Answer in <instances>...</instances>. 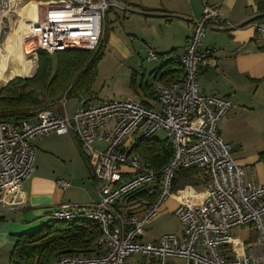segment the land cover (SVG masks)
<instances>
[{
  "label": "built area",
  "instance_id": "1",
  "mask_svg": "<svg viewBox=\"0 0 264 264\" xmlns=\"http://www.w3.org/2000/svg\"><path fill=\"white\" fill-rule=\"evenodd\" d=\"M202 1V13L193 33L181 50L165 58L177 61L182 74L169 84L152 85L154 106L134 99L102 100L80 96L72 116L67 98L39 107L31 119L14 124L0 119V208L13 209L22 203L21 183L35 170L33 141L45 134H72L98 182V199L91 203H64L52 209L49 220L70 223L95 221L100 229L96 250L90 254H61L50 264H264V183L245 181L242 167L231 154V146L217 132V123L232 102L230 98L200 92L197 68L214 49L201 50L206 23L233 30L252 25L264 50V21L255 17L242 24L220 17L218 9ZM226 0H221L225 2ZM9 0H0V11ZM122 6L117 0H59L49 3L29 23L28 35L34 51L48 54L66 50H95L103 36L106 12ZM149 59L157 53L150 50ZM162 130L172 156L160 170L151 169L133 148ZM103 141V148L92 145ZM194 167L207 173L202 186L184 184L172 191L178 168ZM61 190L67 180H56ZM145 197L133 200V191ZM156 193L153 201L146 197ZM176 203L171 212L181 224V233H165L143 241V228L159 212L167 198ZM250 225L257 243L235 238L232 230ZM248 244V251L245 245Z\"/></svg>",
  "mask_w": 264,
  "mask_h": 264
},
{
  "label": "crops",
  "instance_id": "2",
  "mask_svg": "<svg viewBox=\"0 0 264 264\" xmlns=\"http://www.w3.org/2000/svg\"><path fill=\"white\" fill-rule=\"evenodd\" d=\"M117 1L122 5L119 8L122 12L114 11V19L118 22L126 19L128 13L156 17L164 21L159 23L162 37L155 39L146 34L147 40L142 43L141 49L147 52L145 57L147 60H151L148 55L150 50L157 53L160 59L154 69L160 68L167 60L161 54L171 50H181L185 46L193 33L195 21L202 13L201 0ZM158 2L161 5H158ZM207 3L218 9L221 18L236 24H242L258 15L256 0H226L223 3L221 0H207ZM110 10L112 8L108 11ZM106 16L107 12L104 24ZM182 16L191 19L185 20L184 23ZM215 24V20H210L205 26V39L200 49H214V51L202 58L198 64L199 90L205 94L230 98L232 107L218 121L217 132L226 143L230 144L232 157L242 167L244 180L264 183V162L260 159V153L264 151V50L261 40L252 25L245 24L227 31L215 28ZM178 25L182 30L176 28ZM166 29L176 30L177 33L169 34L168 44L163 47ZM105 38L107 42L114 44L111 46L119 49L123 57L132 56L130 48L120 36L112 31L108 33L107 29ZM131 46L136 47L134 44ZM156 73L149 71V77L146 78V73L143 72L139 84L135 83L139 89H135V92L143 93L140 84L157 82L154 80ZM151 99L154 98L147 93L141 96V100H145L149 106H154L155 102ZM33 145L36 149L35 170L29 179L21 183L22 203L9 210L0 208V264H8V261L5 263L3 252L9 248V255L16 235L39 228L49 220L51 210L57 206L76 203L71 201L66 192L71 186L84 194L87 193L85 198L78 200L80 204L91 203L98 199V182L82 154L78 141L72 134L51 132L36 138ZM67 165H72L69 171L76 169L75 173L66 171ZM86 177L91 179V183L87 181L85 184ZM59 178L82 180V184L70 185L67 180L69 186L61 190L56 183ZM170 199L175 205V199Z\"/></svg>",
  "mask_w": 264,
  "mask_h": 264
},
{
  "label": "trees",
  "instance_id": "3",
  "mask_svg": "<svg viewBox=\"0 0 264 264\" xmlns=\"http://www.w3.org/2000/svg\"><path fill=\"white\" fill-rule=\"evenodd\" d=\"M256 10L258 15L255 18L264 21V0H256ZM105 41L103 34L100 45L92 51L66 49L48 54L37 50L34 74L30 77L16 76L0 87V119L14 124L31 119L39 107L55 102L64 94L66 98L94 96L91 85L96 72L95 64L102 55ZM169 52L161 56L165 57ZM152 72H157L154 80L166 85L180 78L182 68L177 61L167 58L160 68ZM131 85L134 88V74L131 75ZM152 85L139 86L143 93L154 97ZM141 102L149 106L145 100ZM147 140L150 141L136 144L133 150L159 175L172 156L171 147L166 139ZM260 159L264 162V151L260 153ZM206 181L207 173L203 169L178 168L173 178L172 191L184 184L202 186ZM142 191L137 189L130 197L133 200L145 197ZM155 195L154 192L146 197L151 202ZM52 221L16 235L8 255V264H50L53 258L61 254H90L96 250L95 242L100 236V229L95 221Z\"/></svg>",
  "mask_w": 264,
  "mask_h": 264
},
{
  "label": "rangeland",
  "instance_id": "4",
  "mask_svg": "<svg viewBox=\"0 0 264 264\" xmlns=\"http://www.w3.org/2000/svg\"><path fill=\"white\" fill-rule=\"evenodd\" d=\"M29 3H33L32 6L35 7V11L37 15L41 14L44 10V8L49 3H55L59 0H27ZM61 1V0H60ZM158 5L159 2L157 3ZM10 3L6 5V7L3 9V11H7L6 14H3L1 16V28H0V46L4 49H10L9 45L6 43L4 44L5 38L7 35L11 34V26L16 23L15 19L21 18V13H19L17 10H14V7H10ZM120 7H112V10L107 11V16L105 20V24L103 26V34L105 36V33L108 29V33L111 31L115 34L120 36L128 45L132 52V56L129 58H125L120 53L119 49L116 48L110 41H106L104 43V46L102 47V55L97 60V63L95 64V75L94 79L92 81L91 85V93L97 98L102 100H119V99H134L137 101L141 100V96L143 95L142 92H135V89L139 90L136 86V84H139V80L141 78V74L143 72L146 73L145 77H149L148 73L149 71H153L154 67L158 66L160 59L159 57L156 60H147L146 54L147 52L142 48L143 41L147 40L146 34L150 35L151 38H161L162 37V30L159 28V23L164 22L163 20H159L156 17L151 16H138L135 14L128 13V17L124 20H121L118 22L116 19H114L116 12H122L119 9ZM122 16V15H121ZM182 21L185 23L186 21H189L191 17L188 16H182ZM186 20V21H185ZM31 18H29L28 22L23 23L20 25V27H27L29 26V23L31 22ZM193 21V20H191ZM12 22V23H11ZM144 28V29H143ZM148 28V29H147ZM176 28L181 29V26L178 25ZM28 29V28H27ZM182 30V29H181ZM28 32V31H26ZM171 33H177L176 30L169 31L166 29L165 32V41L163 43V47H165L168 44L167 37ZM205 31L202 38V41L205 39ZM9 42V41H8ZM150 42V40H148ZM134 44L136 47H132L131 45ZM139 44V45H138ZM35 47V41L30 38L28 35H25L24 33V49H23V55L28 56L30 54L34 55V61H33V70L36 67L37 62V53L34 51ZM1 50V49H0ZM153 51V50H152ZM3 52V51H2ZM18 50L13 51L11 54V58L9 59V64H12L13 67L18 70L19 75L16 76H28L30 70H21L20 64L17 62V58L21 56V54H17ZM16 56V57H15ZM136 70V71H135ZM133 72V73H132ZM134 74V88L131 85V75ZM1 75V72H0ZM13 76L12 78L16 77ZM10 78V79H12ZM136 78V82H135ZM9 79V80H10ZM7 80V81H9ZM6 82V81H5ZM4 83V82H3ZM0 81V87L3 86V84ZM136 83V84H135ZM148 100L150 98L148 97ZM153 100V99H151ZM77 97H69L67 98L66 108L69 116H72L75 107L77 106ZM153 139H159L163 140L165 139V133L160 130L157 131L153 135ZM150 140L144 139L140 142V144H144ZM92 145L96 148H103L105 146V143L103 141H95L92 143ZM72 165H67L66 171L75 173L76 169H70ZM70 182V185L76 184H82V180H72L67 179ZM88 177L84 179L87 184V181H90ZM67 195L70 197L71 201H74L78 204L81 202H78V200H81L82 198H85L87 196V193H83L82 191H79L76 187L72 186L67 189ZM176 192V191H174ZM174 205L172 200L168 197L162 207L160 208L159 212L156 214V216L147 223L143 228V241H150L153 240L162 234L165 233H181V224L178 220V218L171 212ZM232 235L240 239L242 241H246V243L249 244H255L257 243V236L255 230L250 225H244L236 227L232 230ZM11 248V246H10ZM246 251H248V244L245 245ZM8 251L9 248H6L5 252H3V256L5 257V263L8 261ZM54 259V258H53ZM52 259V260H53ZM141 261L140 255H131L128 258L129 264H137ZM8 263V262H7Z\"/></svg>",
  "mask_w": 264,
  "mask_h": 264
},
{
  "label": "bare ground",
  "instance_id": "5",
  "mask_svg": "<svg viewBox=\"0 0 264 264\" xmlns=\"http://www.w3.org/2000/svg\"><path fill=\"white\" fill-rule=\"evenodd\" d=\"M9 2L11 4L10 7L11 8L14 7V10L15 11L17 10L22 15H21V18L15 19L16 23H14V25L11 26L12 27L11 28V34L7 35V37L5 38L4 43H6V40H7V44L10 47L9 51L4 52V50H2L3 53H2V51H0L2 53V55L0 56V72H1L0 81H2V82L9 80L13 76L19 75L18 70H16L12 64H9V59L11 58L10 56L13 53V51L18 50L17 54L18 53L21 54V56L19 58H17V62L20 64L21 68H26V70H28V71L30 70V72H31L33 70V61H34V55L33 54H30L28 56L23 55L24 54L23 53L24 33L26 34V31L28 30L27 29L28 26L23 28V27H20V25L28 22L29 18H31L32 21L36 18L37 13L35 11V7L33 8L32 3H29L27 0H9ZM6 13H7V11L1 10L0 11V18L3 14H6ZM0 28H1V19H0ZM1 59H3V61L5 62L4 65H1L2 64ZM33 72H34V70L32 71V73H29L28 75H32ZM56 222H58V221H56ZM64 222H65V220H64ZM53 225H54V223H53Z\"/></svg>",
  "mask_w": 264,
  "mask_h": 264
},
{
  "label": "flooded vegetation",
  "instance_id": "6",
  "mask_svg": "<svg viewBox=\"0 0 264 264\" xmlns=\"http://www.w3.org/2000/svg\"><path fill=\"white\" fill-rule=\"evenodd\" d=\"M5 44V43H4ZM0 51H2L3 49L1 48V46H0ZM6 51H9L8 49H4V52H6ZM3 53V52H2ZM2 53L0 52V56L2 55ZM2 60V64L1 65H4V61H3V59H1ZM21 70L23 71L24 70V72L26 71V68H21ZM2 82V81H1ZM7 82V81H6ZM6 82H2L3 84H5Z\"/></svg>",
  "mask_w": 264,
  "mask_h": 264
},
{
  "label": "water",
  "instance_id": "7",
  "mask_svg": "<svg viewBox=\"0 0 264 264\" xmlns=\"http://www.w3.org/2000/svg\"><path fill=\"white\" fill-rule=\"evenodd\" d=\"M255 17H256V16H255ZM34 72H35V71H34ZM33 74H34V73H33ZM33 74H32V75H33ZM32 75H28V76H22V77H30V76H32Z\"/></svg>",
  "mask_w": 264,
  "mask_h": 264
}]
</instances>
